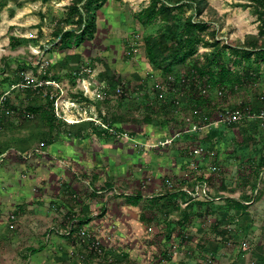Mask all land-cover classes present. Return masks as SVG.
I'll return each instance as SVG.
<instances>
[{"label":"rangeland","instance_id":"1","mask_svg":"<svg viewBox=\"0 0 264 264\" xmlns=\"http://www.w3.org/2000/svg\"><path fill=\"white\" fill-rule=\"evenodd\" d=\"M72 1L0 0V152H2L0 189L7 191L8 176L12 177L17 188L15 200L20 204H11L12 199L11 197L8 199L7 195L1 198L0 264H26L29 254L24 248L25 242L21 230L25 224L23 221L29 220L26 218H30L33 214H43L46 218L52 217L54 222L53 219H59L60 213L65 214L69 210L64 203L56 200V198L62 199L61 190L58 189L59 182H56L57 174L64 175L65 181L74 191L71 190L69 196L65 194L67 199L64 198V201L69 202L67 205L70 207L73 203L76 208L80 204L78 201L83 200L84 193H87L84 191L86 187L70 169H67V166L73 167L82 179L93 181L96 174L100 175L96 181L94 180L97 185H102L105 180L121 182L124 192L135 193L143 185H148L149 188L145 193L147 196L156 193L155 189H152L154 184L157 187L167 181H172L175 187L180 184L184 172L189 168L185 150L200 146L203 147L204 154L198 159V164L201 163V165L197 170L192 171V178L205 177L204 180L209 186L217 187L218 190L221 182H225L227 189L220 188V190L227 195L241 196L243 192L250 191L248 196L253 197L254 202L248 205L251 215L247 219L249 231L236 232V228L244 224V219L239 212L236 215L231 211L230 214L225 215L224 218H227L223 220L224 223L217 228H213L218 222L217 217L206 215L201 218L203 224L201 232L197 231L195 224L189 225V229L184 233L190 238L188 242H181L177 230L174 235L176 237L167 243V246H163L165 233L162 230L165 227V216L161 213L160 207L153 204L150 199L148 201L142 199L135 205L129 202L126 196L106 197L111 190L94 196L90 193V196L95 197H92V200L100 202L91 211H101V202L107 198L113 210H118L119 206H127L128 213L135 216L141 214L144 217L142 221L144 230H150L147 232L152 233L153 236L154 247L151 252L155 253L149 255L148 262L151 264L160 263L164 253L169 251L175 256L171 257L170 263L176 264L183 261L185 253H188L193 260L195 259V263L193 261L191 264H235L237 262L253 264L256 262L257 258L264 254V173L262 170L257 177L258 173L253 172L254 167L249 166L246 156L242 157L241 151L235 155L233 151L243 144L249 131L250 134L254 133L247 125L250 121L241 123L239 128L218 126L217 129L220 136L224 138L223 141L219 139L220 136L216 138L203 134L202 137L193 138L194 141L177 137L173 143L158 142L153 149L160 153L157 158L162 165L161 169L158 168L159 172L154 171L153 174L141 171L139 164L136 163L138 161L126 167V172L114 166L105 172L100 169L95 170L103 167L101 164L111 152L112 154L116 152L117 157L125 153L128 156L124 158H127V161L132 160L131 154L135 151L137 144L130 141L132 136L129 132L127 138H118L116 135L111 137L108 147L104 146L107 142L97 138L89 141L82 137L83 139L77 141L63 137V134L86 137V134L105 131L106 129L100 123L94 125L93 122L103 123L104 121L93 114V108L92 112L89 111L91 110L89 105L101 102L100 104L105 107L104 100L117 107L116 101L124 97L117 93V88L135 92L137 86H148L154 90L150 83L151 75L160 70L151 64L143 47V37L155 32L158 23L145 26L137 20V14L148 5L150 0H109L97 12L93 38L88 37L80 46L75 44L71 47H65L64 44L54 46V43L58 41L57 32L75 27L73 23L76 18L68 16L69 4ZM245 2L246 0H207V7L199 19L211 22L212 26L218 28L219 37L223 42L227 40L228 43L243 45L248 37L258 35L259 24L252 7L238 5ZM186 9L188 15L194 13L192 7L188 6ZM12 37L25 41L12 45L10 43ZM134 44L138 45V51H134ZM136 54L138 59H133L137 56ZM45 75L48 76L45 79L51 80L43 79ZM22 79L25 83L37 85L28 88L29 86L21 83ZM141 79L143 82L137 83ZM46 94L50 99L54 96L55 112L62 116L59 118L55 114L58 120L56 129L53 131L49 130L41 115L33 113L34 115L29 118L23 116L29 105H43L45 109ZM241 97L248 100L244 94ZM132 103L136 105L135 100ZM153 111L156 110L153 109ZM156 115L158 118L154 121V126L165 122V118L172 117L170 111L162 107L158 108ZM107 118L108 114H106ZM112 118L116 119L117 116ZM61 120L63 123L59 122ZM130 124L136 125V122L132 121ZM258 133L260 134L257 131L256 135L260 139L261 135ZM259 139L254 140L253 143L257 144ZM253 146L251 144L245 154H248ZM211 152L214 153L211 154ZM78 154L81 158H86V161L90 157L91 163L88 161L87 168L81 167L76 161ZM204 156H208L207 162L202 158ZM132 158L135 159L133 156ZM138 160L140 161L141 158L139 157ZM92 162L96 165L93 166ZM180 164L184 168H181ZM213 164L220 167L218 173L210 171L209 168ZM202 166H205L203 171L199 170ZM62 168L67 170L61 173ZM58 169H60L59 172ZM42 175L49 180L45 190L39 189L38 180ZM77 182L83 186H77ZM214 193L215 190L210 191L211 196L217 197ZM74 194L75 197H73ZM45 195L48 196V200L45 199L48 202L39 204L38 198ZM50 198H53L54 204L50 203ZM73 198L75 201L71 202ZM84 198L86 200V197ZM215 202L226 208L223 199L215 200ZM79 208L82 209V207ZM12 215L16 218H11ZM218 223H222V219ZM51 227L60 230L54 223L46 227V230ZM220 230H225L226 233L222 235ZM188 246L191 247L190 250H187ZM156 254L157 256L152 258Z\"/></svg>","mask_w":264,"mask_h":264},{"label":"crops","instance_id":"2","mask_svg":"<svg viewBox=\"0 0 264 264\" xmlns=\"http://www.w3.org/2000/svg\"><path fill=\"white\" fill-rule=\"evenodd\" d=\"M205 48V47H200ZM139 50V49H138ZM140 50H143V48H140ZM141 53V52H140ZM137 55V54H136ZM140 55V54H139ZM138 59V55L134 57L133 59ZM144 65V64H143ZM142 77V76H141ZM150 83L151 86L156 80H159L163 78L162 73H160V70L155 71L154 74L151 75ZM143 79L140 81H137V83L143 82ZM142 85V84H141ZM127 98H121L120 100H115L118 104L117 107L114 105H110L108 99L104 102L105 107H103L100 103H95L89 105V110L92 112V108L94 109L93 114H96V117H99L101 120H103V124L109 125L111 127H114L115 130L123 132V133H130L132 138H130V141L133 140L140 142L141 144H137L135 146V151L133 154H131V161H127V158L124 157L128 156L127 154H120L118 157L116 156V152L112 154H109L106 157V160L103 161L101 164L103 167H98L95 170H103L104 172L109 170L111 166L119 167L121 170H124L126 172V167L131 165L132 162H136L139 164V168L141 171L148 172L149 174H153L154 171L159 172V169H161L162 163L160 162L159 158V152L153 149L155 145L160 142L161 139L164 138V132H171L169 133V137L176 135L177 133H185L187 128L193 126L196 122H200V119L198 116L194 113L195 109L200 108L201 114L206 115L209 120H207L205 123L209 122L210 120H213L215 116V112L218 108H224V107H233L235 106L239 101L242 100L239 92L232 94L227 93V95L221 99L217 96L215 91H212L209 97H204L198 95L197 92L191 89H186V93L183 96L181 109L178 113H174L171 107L167 106H161L162 108H166L171 113V118H165V122H162L163 124H158L157 126L153 127L151 126L153 132H146V129L148 126H146L144 122V116L146 115L147 111L144 110L145 108H137V104H133V100L141 99L145 96L152 97L154 90H151L148 86L142 87L137 86L135 92H129ZM171 98V96H170ZM102 102V103H103ZM198 103V104H197ZM132 108V109H131ZM131 109V110H130ZM156 111L152 112V119L153 123L157 120V109ZM106 114H108V118L106 119ZM112 116H117L116 119L112 118ZM135 117V120H133ZM155 119V120H154ZM168 119V120H167ZM199 119V120H198ZM135 121V124H130V122ZM257 120H252L248 122V126L251 128L253 127L254 123ZM60 123H63L62 120L59 121ZM72 122H78V121H72ZM94 125H97V122H93ZM102 123V122H101ZM144 123V124H143ZM155 124V123H154ZM241 125V124H238ZM238 125L234 126H227L229 128H239ZM136 126V128H134ZM161 126H168L166 130L160 129ZM99 127V126H98ZM218 127V126H217ZM214 127V128H217ZM225 127V126H222ZM221 128V126H220ZM100 129V128H98ZM256 130V128L251 129V132ZM257 130L260 131L261 136L264 138V127H259ZM133 132V134L131 133ZM190 137L196 139L197 137H202V135L198 132L189 131ZM250 132V131H249ZM205 135H208V133H205ZM254 140L259 139L257 138L256 132L252 133ZM65 139H75V140H81L88 139L89 141H93L96 138L104 141L106 145L104 146H110L109 142L111 141V137H115L113 133H110L108 131H103L101 133L95 132L86 134L83 136L80 135H68L63 134ZM220 135V134H219ZM159 136V137H158ZM162 136V137H161ZM261 136H259L261 138ZM166 138V137H165ZM216 138H219L218 136ZM222 138V137H220ZM219 138V139H220ZM133 139V140H132ZM193 139V140H194ZM150 140V141H149ZM134 141V142H135ZM191 141V140H189ZM105 147L107 150L108 148ZM133 147V146H131ZM73 150V149H72ZM8 151V150H7ZM74 151V150H73ZM256 146L254 145L251 149L248 151V155L252 156L256 154ZM76 153V151H75ZM177 153V152H176ZM180 153V150H179ZM116 156V157H115ZM132 156L135 158L133 159ZM139 157L141 160L139 161ZM105 158V157H104ZM205 162H207L208 156L202 157ZM83 160V161H82ZM76 161L81 167L87 168L88 167V161L91 163V159L86 161V158H81L79 154L76 156ZM134 162V163H135ZM94 163V162H92ZM98 164V166L100 165ZM96 164L94 163L93 166ZM201 165V163H200ZM182 164H180V167ZM163 167V166H162ZM125 168V169H124ZM181 168H184L183 166ZM67 169H70L75 175L78 180L81 181L83 185H85L86 189L84 188V191L87 192L84 193V196L82 197L83 200H79L76 208H74L75 204L72 203V205L69 207L67 205V200L64 201V198H66L65 194H69L70 191L73 189L71 188L70 184L65 181L64 175L57 174L56 176V182H59L60 185L58 189L61 190L60 198H56V200H60L62 203H64L69 210L65 212V214L60 213L59 219H53L54 222H52L51 218H46L43 214H33L30 216V218H26L29 220H24L23 222L24 227H22V236L24 237V248L28 250V259L26 260V264H90V261L88 258H81L83 254H85V248L82 244H80L79 237H78V231L79 228H85L87 231L95 235L97 238L101 239L103 242V245L105 246L107 250V254L109 258L117 259L119 261V264H151L149 263V255H152L155 252H151V249L154 247V244L152 243L153 236L152 233L149 234L148 232L150 230H144L145 226H142L143 223V216L140 215H133L128 213L127 206H119L118 210H113V206L109 204L108 199L104 198L103 202H101V208L102 210L97 211H91L92 208L99 204L100 202H96V200H92V197L96 194H103L106 190H111L108 194L109 196L106 197H115L120 198V196L130 195V194H136L139 193L143 196L142 199L144 200H151L152 197L159 196L161 198H158L157 201H153V204L160 207L161 213L165 216V222H164V229L162 230L164 234V244L163 246H167V243H170L166 241V236L169 234V227L166 226V223H170L171 221H178L183 217V214L189 213V219L187 222V226L185 230L183 231V234L189 229V225L195 224L197 231L201 232L200 229L202 227L201 218L203 216H211L215 215L217 218H223L225 215L230 214L231 211L235 212L237 215L238 211L234 209H228L227 207V201L226 198H232L234 200H241L244 201L245 199L250 198L248 196V193L250 191L243 192L241 196H232L225 194L226 192L220 190V188H223V190H226L225 188V182H221L219 186V190L217 187L210 186V191L215 190L214 196L216 195V198L223 199V202L226 205V208L222 206V204H216L215 200L212 203L209 204H200L202 199L197 200H191V198L184 193L182 186L186 183L189 185H193L194 181L192 178L190 180H183L178 184L175 188H168L166 183L157 187L155 184L152 186V189H155L156 193L151 195L145 196V193L149 186L143 185L142 188L140 187V190H137L135 193L132 192H124V188H122L121 182L114 183L112 180H105L102 182V185H97L95 183L96 179L100 177V175H95L93 181L82 179L78 174L75 172L73 167L67 166ZM66 168H62L61 173H64ZM203 169V168H202ZM60 169H58L59 172ZM94 170V171H95ZM200 170V169H199ZM42 172V171H41ZM192 176V175H191ZM45 176L39 177V189L45 190L47 189L49 180L47 178H44ZM9 185L7 186V191L1 190L0 193V201H2V197L7 195V198L10 199L11 197V204L14 205H20L19 203H16L15 198L17 197L16 192V184L13 182L12 177H9ZM121 179V178H120ZM47 180V181H46ZM95 180V181H94ZM46 181V183H45ZM45 183V184H44ZM80 185L79 182H77V186H83ZM45 186V187H43ZM74 187V186H73ZM21 191L23 189H20ZM114 193H113V191ZM115 191L120 192L119 194H115ZM233 191H235L233 189ZM74 192V191H73ZM153 192V191H152ZM58 195V192H56ZM90 193L93 194V196H90ZM220 194V195H218ZM56 195V196H57ZM69 196V195H68ZM76 195L74 194L73 197ZM72 197V196H71ZM69 197V198H71ZM86 197V200L85 198ZM95 198V197H93ZM39 199V204H44L48 202V196H41ZM46 199V200H45ZM67 199V198H66ZM50 203H53V198L49 199ZM75 199H71V202H74ZM5 202V201H4ZM2 202V203H4ZM222 202V203H223ZM245 202V201H244ZM254 202L251 201L248 204H251ZM77 204V202H75ZM112 204L114 202H111ZM190 204L188 207L187 204ZM221 203V202H219ZM247 203V202H245ZM1 204V202H0ZM153 204H151L153 206ZM165 205V207L162 205ZM136 205V204H135ZM1 206V205H0ZM78 207L81 210L78 209ZM249 207V206H248ZM135 208V207H134ZM64 209V207L62 208ZM61 209V210H62ZM74 209V210H73ZM228 209V210H227ZM212 210H214V214L212 213ZM167 212V213H166ZM187 212V213H186ZM248 216L247 219H249L250 212L247 208V213L245 215ZM48 217V216H47ZM227 218V217H225ZM197 221V222H196ZM78 222L84 223L81 227L79 226ZM249 222V220H248ZM54 223L56 225V228H60V230L53 229L51 227L49 230H46V227ZM73 227L71 230L70 235L62 234L61 230L65 229L67 227ZM249 228V223L247 226ZM55 228V227H54ZM143 229V231H142ZM142 232H141V231ZM148 231V232H147ZM249 231V230H248ZM176 231L173 235H175ZM17 234V233H16ZM176 236H174L175 238ZM187 250H190L191 247H186ZM195 250V248H194ZM197 252V250H195ZM205 254V252L201 251ZM170 253V251H169ZM173 255V254H172ZM153 255L152 258H154ZM173 257H175L173 255ZM195 263V259L193 260L192 257L190 258L188 256V253L184 254V259L181 262V264H191V262ZM201 261V260H199ZM197 263V262H196Z\"/></svg>","mask_w":264,"mask_h":264},{"label":"trees","instance_id":"3","mask_svg":"<svg viewBox=\"0 0 264 264\" xmlns=\"http://www.w3.org/2000/svg\"><path fill=\"white\" fill-rule=\"evenodd\" d=\"M108 1L109 0H73L72 3L69 4L68 16L70 18H76V21L73 23L75 27L57 32L58 41L54 43V46L59 44H64L65 47L80 46L88 37L93 38L96 29L97 12L102 9ZM238 5L252 7L259 22L258 35L248 37L243 45L223 42V40L219 38L218 28L212 26L211 22L199 19L207 7V0H150L148 5L143 7L137 14V20L145 26L158 23V28L155 32H151L143 37V47L147 58L153 66L161 70L162 76L165 77L167 74H174L179 77L180 74L188 73L190 69L193 68L200 76H206L213 88L222 86L226 88L229 93L235 94L239 92L241 95H246L248 100H245V97H241L242 105H250L254 111L258 112L264 107V0H246L244 4ZM188 6L193 8L194 13L187 14L186 7ZM22 41L25 40L12 37L10 43L16 45ZM69 43L71 44L70 46ZM201 46L209 48V50L198 54ZM43 77V79L48 78L47 75ZM45 80L48 81L51 79ZM23 81L22 79L21 83L29 86L28 88L37 85L34 83L30 85V83H25ZM46 95L47 106L45 109H43V105H29L25 110L26 114L23 116L28 117V113L32 116L34 115L33 113L39 114L49 130L53 131L56 129V121L58 120L55 115V98L52 96L50 99L49 95ZM123 98L125 99L127 96ZM135 101L137 108H145L144 110L147 111L144 116V122L146 126H148L146 132H153L154 130L151 128V126L153 127L154 125L151 116L153 109L158 110L161 106L171 107L172 110L174 109V104L170 96L163 99L158 96L157 92L153 93L152 97L149 95ZM148 110L150 112H148ZM255 122L257 123H254L251 129L256 128L254 132H260L257 129L263 126L259 121ZM161 124L163 123L161 122ZM109 125H106L108 129L105 131L112 133L109 129L114 130V127ZM167 128L168 126H161L160 129L166 130ZM218 131L217 128H212L208 134L219 137ZM131 133L133 134V132ZM163 134L164 138L161 139L160 142H165L168 139L170 140V142L165 144L173 143L177 137L183 140L194 141L193 138L190 137V132L180 133L179 135H173L171 137H169V133L166 131ZM245 139V141L243 140V144L233 151H235V155L241 151V153H243L242 157L246 156L249 166L254 167L253 172L255 174L258 173V177L261 171L264 170V138L262 136L258 143L254 144L253 134L248 132ZM220 140L223 141L224 138L222 137ZM251 144L256 146L257 152L249 156L245 153ZM1 153L2 152H0V155ZM185 153H187L188 156L189 161L187 163L189 167L192 158L188 154V149L185 150ZM199 166L198 164L197 168H199ZM202 168L204 169L205 166L200 167L201 171H203ZM204 179L206 178L200 176V180ZM256 188L257 184L255 186V189ZM184 193L187 194L186 192ZM125 196L126 199L133 204L139 203L143 198L139 193ZM158 198L161 197L155 196L152 197L151 200L157 201ZM191 200L194 199L191 198ZM225 200L227 201L228 209H234L236 212L238 211L241 218L244 219V224L239 225V228H236V232H246L248 230L246 226L249 222L247 218L242 215H246L249 205L245 202L253 201V197L245 199V202L232 198H226ZM202 201L203 202L200 204H209L214 200L202 199ZM189 205L188 203L186 206L188 207ZM163 206L165 207L164 204L162 207ZM214 212L215 211L212 210L213 214ZM189 217V213H184L180 220L166 223V226L169 227V234L166 236V241H172L174 238L173 234L177 230L178 236L180 235L181 237V242L189 241V236L183 234ZM224 219L226 218L223 217L222 223H218L221 221V218H217L218 222L214 224L213 228L222 225ZM78 224L81 227L84 223L78 222ZM72 228L71 226V229ZM79 229H82V227ZM225 233V230H220V234L223 235ZM212 253L215 252L212 251ZM172 256V253H164V258L162 260L170 262ZM173 263L176 264L175 262ZM235 264L240 263L237 262ZM253 264H264V254L257 258L256 262Z\"/></svg>","mask_w":264,"mask_h":264},{"label":"built area","instance_id":"4","mask_svg":"<svg viewBox=\"0 0 264 264\" xmlns=\"http://www.w3.org/2000/svg\"><path fill=\"white\" fill-rule=\"evenodd\" d=\"M220 38V37H219ZM225 43H228L227 40L224 41ZM134 51H138L137 46L135 45ZM209 48H201L198 51V54L203 53L204 51H208ZM90 72V70H88ZM185 73V72H184ZM51 83V82H48ZM105 87V86H104ZM153 89L155 92H157L158 96L160 98L166 99L168 96H171L172 102L174 104V113H178L181 109V104L183 100V96L186 93V89L194 90L198 93L200 96L209 97L212 91H215L217 96L221 99H223L228 92V90L222 86L213 88L211 83L208 82V78L206 76H200L199 73H197L196 70L193 68L190 69L188 73L180 74L179 77H177L174 74H167L165 77L156 80L153 85ZM117 93L120 96H128V93L126 91H123V89L117 88ZM58 99V98H56ZM168 100V99H167ZM56 111V107H55ZM194 113L198 116L200 119V122H196L193 126L186 129V131H194L198 132L201 135L205 133H208L212 128L217 126H233L237 124L244 123L245 121H252L257 120L260 122V124L264 127V107L257 111H254L253 108L250 105H242V100L239 101L235 106H227L224 108H218L215 112V116L213 120H210L209 122L205 123L209 118L201 114L200 108L195 109ZM57 115V114H56ZM28 117H31L32 115L27 114ZM59 118H62L59 114L57 115ZM198 119V120H199ZM102 125L105 129H108L106 124H103L101 122H97ZM114 135H116L118 138L124 137L127 138V133H123L117 130L109 129ZM180 133H177L176 135H179ZM133 140V139H132ZM135 141V140H133ZM170 142V140H166L162 143ZM136 144H141L140 142L135 141ZM204 149L202 146L198 148H194L189 150V156L192 158L191 162L189 164L188 170L184 174L183 180H190L192 178L191 173L194 170H197L198 166V159L204 154ZM214 152H211L213 154ZM210 169L214 173H218L220 170V167L217 164H213L210 166ZM264 173V170H263ZM194 181L193 185H189L188 183L184 184L182 186L183 191L188 194V196L194 200L197 199H203V200H218L219 198L213 197L210 194V186L207 181L200 180L198 178H192ZM166 185L168 188L172 189L175 187V184L172 181H167ZM120 192L115 191V194H119ZM251 202V201H250ZM247 202V203H250ZM11 218H16L15 215H12ZM71 227H67L65 229H62V234L70 235L71 234ZM78 237L80 244H82L85 248V254L81 256V258H88L90 261V264H119V261L117 259L109 258L107 254V250L105 246L103 245V242L101 239L97 238L95 235L90 233L89 231L85 229H79L78 231ZM175 253V252H174ZM158 264H170V262L166 260H161Z\"/></svg>","mask_w":264,"mask_h":264}]
</instances>
